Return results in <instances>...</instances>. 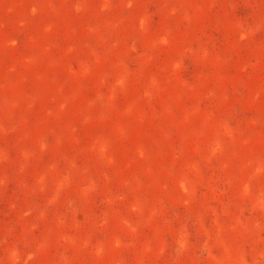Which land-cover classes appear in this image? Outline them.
I'll return each instance as SVG.
<instances>
[{
  "label": "rangeland",
  "instance_id": "rangeland-1",
  "mask_svg": "<svg viewBox=\"0 0 264 264\" xmlns=\"http://www.w3.org/2000/svg\"><path fill=\"white\" fill-rule=\"evenodd\" d=\"M0 264H264V0H0Z\"/></svg>",
  "mask_w": 264,
  "mask_h": 264
}]
</instances>
